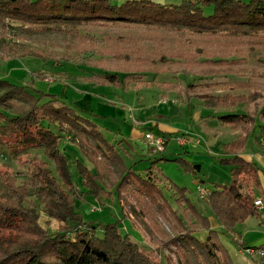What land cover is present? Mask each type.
Masks as SVG:
<instances>
[{"label":"trees","instance_id":"trees-1","mask_svg":"<svg viewBox=\"0 0 264 264\" xmlns=\"http://www.w3.org/2000/svg\"><path fill=\"white\" fill-rule=\"evenodd\" d=\"M209 7L212 12L207 14L205 9ZM130 23L169 30L185 28L200 34L262 38L264 0H183L178 4L152 0L121 3L115 0H0V26L8 27L14 35L37 32L40 28L71 31L80 26ZM125 54V59H132L129 52ZM208 60L200 62L208 63ZM121 66L120 71L95 72L90 79L121 88L128 87L131 77L141 78L136 82L150 84L139 68L131 70ZM31 83H16L0 77V153L8 151L21 157L32 150L43 151L56 165L61 182L51 175L48 162L39 159L33 161L35 172L27 183H18L16 176L8 172L3 174L0 264H161L155 260L153 251L142 250L129 233L120 232L117 224L85 222L75 207V198L83 192L73 181L68 156L60 149L63 138L77 144L93 165L106 160L115 173L119 197L128 190L148 199L151 208L175 232L166 246L174 252L178 264H235L211 218L187 195L188 188L171 181L159 168L160 161L169 160L168 157L151 160L150 167L144 170L136 169L135 164L126 162L129 149L123 140L112 141L89 114ZM196 87L197 82L188 85V88ZM198 98L204 106L216 109L263 100L258 114L264 121V93L260 90H253L249 95L206 92ZM218 119L244 131L236 140L223 145L230 156L219 159L231 167L233 181L229 185H216L204 198L222 226L232 230L236 224L260 214L254 195V188L260 186V167L239 154L246 147L258 116L255 112H226L219 114ZM53 125L58 130H53ZM173 160L184 162L195 174L202 170L199 163L181 156ZM77 167L89 193L100 195L104 190L100 174L93 173L84 162L78 161ZM167 187L175 191V202L184 206L182 211L166 195ZM32 198L44 204L45 212L62 223L57 232L50 234L40 225ZM189 222L201 225L205 236L200 237ZM244 248L257 251L259 261L264 264V244Z\"/></svg>","mask_w":264,"mask_h":264},{"label":"rangeland","instance_id":"rangeland-1","mask_svg":"<svg viewBox=\"0 0 264 264\" xmlns=\"http://www.w3.org/2000/svg\"><path fill=\"white\" fill-rule=\"evenodd\" d=\"M115 1L121 3L125 0ZM152 1L178 4L183 0ZM205 11L210 14L212 7L206 8ZM7 28L0 26V77L16 83L32 82L36 88L60 97H62V87L67 81L70 84L69 95L62 97L67 101L76 98L77 89L92 90L95 93L112 92L111 86L104 88V85L110 84L96 82L100 85L83 87L82 85L85 81L92 82L90 77L95 72L120 71V65L131 70L139 68V71L145 73L143 78L149 79V85L153 86L149 88L147 98L154 100L159 97L189 121L193 120L190 114L195 112L194 107H189L188 100L191 97H198L206 92L249 95L253 90H260L264 93V36L256 39L237 38L225 34H200L185 28L169 30L133 23L80 26L71 31L66 28L51 30L40 28L37 32L17 35ZM127 52L132 59L124 58ZM116 56L118 58H115ZM205 59L210 60L207 61L208 63L200 62ZM136 79L141 78L131 77L129 83L136 82ZM193 82H197L198 87L188 88ZM157 85L159 88L156 87ZM198 101L199 99H196L193 103ZM262 103L263 100H258L256 104L249 103L248 107L245 106L248 103L238 104L236 107L239 112L240 109H245L244 107L249 109V112H255L259 120L258 112ZM222 109L226 108L222 107ZM173 120L168 121L171 123ZM98 121L100 122V119ZM178 121L182 122L183 119L178 118ZM51 127L53 130H58L55 125ZM108 128L112 130L111 127ZM232 130L234 128H228L226 131ZM148 131L150 130L146 132ZM155 132L166 137V150L150 156V160L146 159L139 164L128 157L126 162L129 165L135 164L134 167L138 170H144L150 167L151 160L161 156L168 157L169 160L160 161L159 168L171 181L186 186L189 198L206 216L212 217L211 223L220 232L222 242L228 248L234 263L262 264L257 251L244 247L264 244L263 211H260L258 216H251L244 222L236 224L232 230H227L217 219L207 200L200 196L199 184L211 190L215 189L216 185H229L234 178L231 167L220 161L210 167L202 164L203 169L195 174L186 168L184 162L173 159L181 156L195 162V157L199 153L195 151L190 153L191 149L178 142L175 137L169 138L162 132ZM260 133L261 127L257 126L254 137ZM106 135L114 142L119 140L114 134ZM179 137L185 142L184 135ZM222 138H225L223 139L225 141L234 139L229 135ZM252 139L254 142L255 139ZM251 145L252 143H248L246 149H250ZM60 149L68 156L73 181L79 191L83 192L81 197L75 198V207L85 222L115 223L120 232L129 233L142 250L153 251L155 260L161 261V264H178L174 252L166 246V242L175 232L172 226H169L151 208L145 196H136L134 192L125 190L119 197L115 173L106 160H101L96 166L93 165L86 160L80 147L66 138L61 139ZM38 159L48 162L51 175L61 182L56 165L43 154V151L32 150L21 157L7 151L0 153V196L5 190L4 173L8 172L16 176L20 184L27 183L35 172L33 161ZM78 161L88 164L93 173L100 174V183L104 188L100 195L89 193L88 188L81 181ZM199 180L203 182L200 183ZM246 183L252 185L248 181ZM163 185H166V181ZM258 189L256 188V192ZM165 193L174 206L182 211L184 206L175 202V191L167 187ZM31 201L39 215L40 225L50 234L57 232L62 223L50 217L44 210V204L39 200L32 198ZM188 225L196 230L200 237L205 236L206 231L201 225L191 222Z\"/></svg>","mask_w":264,"mask_h":264},{"label":"crops","instance_id":"crops-1","mask_svg":"<svg viewBox=\"0 0 264 264\" xmlns=\"http://www.w3.org/2000/svg\"><path fill=\"white\" fill-rule=\"evenodd\" d=\"M77 79L82 80V78ZM88 85L99 86L100 84L94 81H90V83L85 81L82 87ZM104 86V88L111 86L113 91L110 93H95L92 90L77 89L76 98L68 102L89 114L105 134H114L116 139L123 140V144L129 149L127 157L134 161L145 160L152 156L144 138L147 130L162 132L169 138L184 135L186 140L183 145L191 149L189 150L190 153L194 151L199 153L195 157V162L201 166L205 164L207 167L217 164L222 157L230 156V153L224 150L223 145L236 140L244 133L241 127L234 128L229 132L226 131L228 128L233 129V127L223 124L218 119L219 114L231 112V110L239 112L237 105L226 109L208 108L203 105L200 98L191 97L188 100L189 107H194L195 112L190 114L193 120L189 121L183 118L180 112L177 113L167 102L161 101L159 97L154 100L147 98L149 88L153 87L149 84L134 82L129 83L126 88L111 84ZM156 87L159 88L158 85ZM69 91L70 84L66 81L62 87L61 96L68 97ZM196 99H199V101L193 103ZM248 105L245 106L248 107ZM246 107L240 109L239 113L249 112ZM103 118L105 120H102ZM178 118H182L183 121L179 122ZM98 119H100V122ZM168 120H173V122L169 123ZM257 126L261 127V133L254 137ZM224 135L232 136L234 139L225 141L223 140L225 138H222L226 137ZM252 138L255 139L254 142ZM248 143H252L250 149L245 147L239 151V154L259 165L260 186L254 188V195L264 201V121L260 118ZM199 182L203 181L199 180ZM256 188H259L257 192ZM262 211L264 215V209Z\"/></svg>","mask_w":264,"mask_h":264},{"label":"built area","instance_id":"built-area-1","mask_svg":"<svg viewBox=\"0 0 264 264\" xmlns=\"http://www.w3.org/2000/svg\"><path fill=\"white\" fill-rule=\"evenodd\" d=\"M144 138L146 140V144L150 155H157L166 150L167 139L166 137H164V135L150 130L148 132H145ZM176 139L183 144V140L181 137L178 136ZM199 192L201 198L204 199L211 193V189H208L204 187L202 184H199ZM255 205L259 209V211H262L264 209L263 199L256 198Z\"/></svg>","mask_w":264,"mask_h":264}]
</instances>
